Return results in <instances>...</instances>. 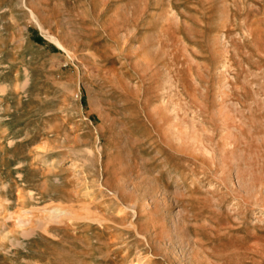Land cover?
I'll use <instances>...</instances> for the list:
<instances>
[{"label":"rangeland","instance_id":"374dc122","mask_svg":"<svg viewBox=\"0 0 264 264\" xmlns=\"http://www.w3.org/2000/svg\"><path fill=\"white\" fill-rule=\"evenodd\" d=\"M0 264H264V0H0Z\"/></svg>","mask_w":264,"mask_h":264}]
</instances>
